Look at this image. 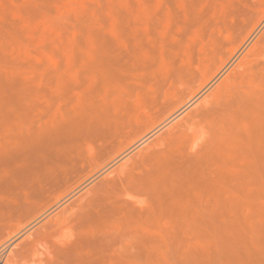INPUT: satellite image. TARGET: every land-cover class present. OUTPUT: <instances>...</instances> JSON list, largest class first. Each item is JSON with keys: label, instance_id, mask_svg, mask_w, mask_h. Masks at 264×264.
Returning a JSON list of instances; mask_svg holds the SVG:
<instances>
[{"label": "rangeland", "instance_id": "1", "mask_svg": "<svg viewBox=\"0 0 264 264\" xmlns=\"http://www.w3.org/2000/svg\"><path fill=\"white\" fill-rule=\"evenodd\" d=\"M256 41L248 65L259 80L264 0H0V195L90 196L89 223L80 221L90 248L76 251L89 264H264V87L215 121L222 131L207 151L194 140L207 135L202 120L183 156L168 150L154 158L166 165L147 157L119 169L203 103ZM249 153L259 166L243 187L234 166ZM4 211L0 232L30 213Z\"/></svg>", "mask_w": 264, "mask_h": 264}, {"label": "bare ground", "instance_id": "2", "mask_svg": "<svg viewBox=\"0 0 264 264\" xmlns=\"http://www.w3.org/2000/svg\"><path fill=\"white\" fill-rule=\"evenodd\" d=\"M259 40L261 41L260 38H259ZM259 43H260L259 41H256L255 45L252 46L250 48V50L248 52H246L240 58V60L224 76V78L220 82H218V84H216L215 87L212 88L208 92V94H206V96L204 98L205 101L202 100L204 102L203 103L200 102V105H198L200 107H198L197 105L194 106L195 108L190 107L191 109L187 110L186 113L184 111V115L178 117L177 120L175 119L174 123H172L173 122L172 121L171 122L172 124L170 123L171 125L167 124L169 126L166 129H164L163 132L161 131L162 133H160V134L158 133V135L154 139H152V141L150 143H148L147 145L145 144L144 148H142L140 150L138 149L139 150L138 152L133 153L132 155L130 154V156L127 159H125V161L123 160L124 162L119 166V169L122 170L127 166H131V167L133 166L134 167L136 165V163L140 162L142 159H143V161L141 163H143L144 159H146L147 157H150L151 160L153 158L152 161L155 162V161H157L155 159H158L157 157H161L160 155L168 153L167 152L168 150L172 153H177L178 156L179 155L183 156L184 153H182V148H183L182 141H183L184 137L190 136L187 134L188 132L189 133L194 132V136L192 135L193 137L198 136V135L195 136V134L198 131L200 132V130H198V128H200V124L202 123V120H204L206 122V124L203 125V123H202L201 128H203V126L205 127V130H204V128H203V130H204V132L205 131L207 132V135L204 136L201 132L200 133L198 132L197 134H199L200 137L203 136L202 137V139H204L203 142L202 143L198 142L199 137H198V139L196 137L195 139L194 138L193 139L196 140V142L199 146L192 144V143L190 144V146L193 148L195 146H198L199 150H200L201 147H202L201 149H203V145L201 146V144H204L205 145L204 149H206V146L209 144V142H212L211 141L212 138H214L218 132L220 134L221 129L217 123H220L221 118H223V117L225 118V112H227V114H228V111H225V110H227L228 108H233V106H236L238 104L244 103L245 101L249 100V98L256 91H259L264 87V79L263 78L259 79V80H254V79L250 78V75L252 74V72H251L252 70H251V67H249V65H248L249 56L254 51V49L257 46H259ZM172 72H174V71H172ZM261 72L263 73L262 70H261ZM261 72H258V73H261ZM237 75L240 77V80H239V77H238V79H235V77ZM170 77H172L171 73H170ZM162 79H163V77H162ZM165 79H167V77ZM236 80H238V81H236ZM246 80H247V82H246ZM151 82H153V81H151ZM237 89H240L241 93L239 92V90L237 92L236 91ZM172 93L173 92H171V93L168 92V95L170 94L171 96H173ZM175 96L176 95H174V97ZM177 98H176L177 100H179V99L181 100L182 97L180 98V96H177ZM180 100H179V102L177 101L178 104L176 107H178V105L181 104L180 102L183 101V99L181 101ZM169 101L170 102L172 101L171 103H173V105H174L173 99L171 100L169 98ZM171 103L168 102V105H171ZM201 103H202V105H204L203 107H202ZM164 106H166V107H164ZM164 106H162L163 107L162 110H166V112L168 113L169 111L167 109L169 106H167V105H164ZM172 107L170 109L171 111L174 110V108H172ZM222 114H223V117H222ZM215 121H217V123H215ZM197 124H198V126H197ZM207 125H209V126H207ZM220 125H222V124L220 123ZM195 128L198 131H195L196 130ZM219 134H217V135H219ZM188 137H186L184 140L188 139ZM202 139H200V141H202ZM194 143H195V141H194ZM193 148H190V149L193 150ZM196 150H198V149L196 148ZM209 150H211V149H209ZM203 151H205V150H203ZM206 151H207V149H206ZM202 152H200V153H202ZM232 154H230V155H232ZM193 155H195V153ZM230 155H229V157L233 158L232 156L234 154L232 156H230ZM248 155H246V157H244V159H242L241 162H239L240 160L236 161L238 167H237V165L234 166V168H236L235 170L238 171L237 177L234 176V178L236 181H238V183H241L243 185V187H248L252 183L251 181H252L253 176L251 178V175H250L251 169L250 168H252V166L255 165V163L257 162L254 159V157H253L254 161L251 160L250 156L252 157V153H249ZM187 156H188V158L189 157L192 158V155H190V156L188 154L185 155V157H187ZM162 157H164V155ZM174 157L175 156H173L172 158H174ZM166 158H168V157L165 156L164 159H166ZM172 158H171V162H172ZM196 158H198V157H196ZM245 158H246V160H245ZM159 159H161V158H159ZM164 159L163 160L161 159V160L164 162V165H166L165 163L168 160L164 161ZM192 160H195V159L193 158ZM145 161L146 162L143 164L146 165L147 159ZM230 161H231L230 163L231 164L233 163V164L229 165V166H233L236 164L234 162V160H230ZM262 161H264V158H262ZM153 162H151V163H153ZM157 162L159 163L158 165H160L161 161L158 160ZM163 162H161V165H163L162 164ZM171 162L169 161V164ZM222 165H224L225 168L227 167V165H225V162H223ZM222 165L220 167L224 168V166H222ZM257 166H259V162H258ZM257 166L255 165L254 167H257ZM135 168H136V166H135ZM259 169L263 170V167L261 166V168H259ZM232 170H231V172H235ZM261 170H258V171H261ZM223 171L227 172V170H223ZM16 172H17V174H19L18 171H16ZM52 172H50V173H52ZM149 172L147 171V173H149ZM216 172H215L216 174L213 173L216 176H219V174H221V173H218V171H216ZM231 172H229V173H231ZM26 174L27 173H25V172L22 173L23 176H25ZM105 175H108V177L110 178V174H105ZM116 175H118V178L115 175L114 176L119 180L120 175L119 174H116ZM114 176L112 178H115ZM262 176L264 178V173L262 174ZM213 177L212 178L209 177L208 179L210 181H212ZM219 177H217V179H219ZM125 178H126V176H125ZM108 180L106 179L105 181H108ZM113 180L115 181V179H113ZM215 180H216V178H215ZM109 181H111V180H109ZM213 182H215V181H213ZM90 187L92 188V186H90ZM93 187H95V186H93ZM100 187H101V185H100ZM104 187H105V185H104ZM97 188H99V187H97ZM87 190L91 191L90 188ZM56 192H58V191H56ZM56 192L55 193L53 192L54 194H50L49 196H47V198L44 201H38V202L29 200L28 198H24L18 202H16V201L9 202L8 200H6V198L3 195H0V221L2 219L4 220V217L6 216L4 208H6L10 205H12L14 208H18V209H23V208L28 209L30 212L26 219L21 220V221L17 222L16 224H13L9 227H6L3 231L0 232V264H89L87 262L88 259L84 255V253H85L84 251H86V250L82 251L83 255H84V256L82 255L83 257L82 256L79 257L78 255L80 253L77 255L76 251H77L78 246H80L81 248L83 246L85 249H87V251L90 248L89 247L90 244L88 245V243L90 241L89 236H91V235H89L88 228H86L88 226L83 228V225L85 226V224L82 222H84V220L88 221L87 216L89 214L88 213L89 211L85 210L84 205H86V206L90 205L89 202H91V201L89 199L91 197L87 196V195L85 197V195L83 194V198H81V197H79V194H78V197L83 202H84L85 198L87 200H89V202L87 201V203H85L86 200L84 203L81 202V203H83V205L80 204V207H82V206L83 207L82 208L78 207V209L76 210V209H74V204L76 203V199L78 198L77 196H76L77 198L73 197L74 198V199L72 198L73 200H70L68 203L65 204L67 199L65 200L63 198L69 193L68 190H64L63 192H60V193H56ZM83 192L88 193L86 190H84ZM83 192H81V193H83ZM227 192H225V194H229V197H227V198H230V196L231 197L237 196V193L233 190H228ZM90 195L92 196V194H90ZM98 196H100V195H98ZM62 199L65 200V202H62L60 204L59 202L63 201ZM68 199H71V198H68ZM81 200H79V201H81ZM79 201H77V202H79ZM76 206H79V205H76ZM52 208H55L53 210L54 212H52V213L50 212L51 213V214L49 213L50 215L47 214ZM86 209H90V207L86 208ZM85 214H87V215L85 216ZM90 215H92V214H90ZM82 219H84V220H82ZM81 220H82V222H80ZM34 222H36V223L33 224ZM88 223L89 222H87L86 224H88ZM64 227H65V230L67 232H69V234L66 237V239L63 240L60 238L59 235H60L61 229ZM77 227H80V228L82 227V229H79V232H78ZM29 228H30V231H28L25 234V231ZM100 236H102V235H100ZM84 243L88 246V248L86 247V245ZM110 244L111 243H109V245ZM114 244L116 245L115 242H114ZM76 256H78V259L82 258V260H77ZM94 261H96V260H94Z\"/></svg>", "mask_w": 264, "mask_h": 264}]
</instances>
